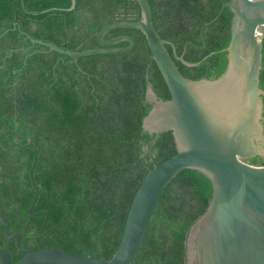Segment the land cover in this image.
Masks as SVG:
<instances>
[{
  "label": "trees",
  "instance_id": "1",
  "mask_svg": "<svg viewBox=\"0 0 264 264\" xmlns=\"http://www.w3.org/2000/svg\"><path fill=\"white\" fill-rule=\"evenodd\" d=\"M149 1L154 24L174 43L175 52L171 44L167 47L184 76L212 79L225 72L233 12L222 6L229 0ZM71 5L72 0H0L1 199L11 232L22 234L23 247H50L41 233L44 216L28 213L35 196L30 170L38 155L35 211L48 213L46 233L65 250L110 259L134 196L154 167L149 159L138 161L144 154L140 139L155 138L142 128L151 109L145 101L148 84L164 100L171 93L139 29L115 28L105 35L133 36L131 51L82 56L78 64L58 51H41L48 49L41 44L23 50L32 45L31 37L70 50L98 47V29L141 17L136 0H76V7L67 10ZM15 23L19 27L13 29ZM36 48L41 50L28 56ZM262 66L264 89V48ZM153 148L159 163L174 156L172 131L162 132ZM212 195L209 177L181 169L162 194L129 264H186L188 230L206 212ZM5 228L0 219V247L10 251L15 264L24 253L5 237Z\"/></svg>",
  "mask_w": 264,
  "mask_h": 264
},
{
  "label": "water",
  "instance_id": "2",
  "mask_svg": "<svg viewBox=\"0 0 264 264\" xmlns=\"http://www.w3.org/2000/svg\"><path fill=\"white\" fill-rule=\"evenodd\" d=\"M141 17L117 19L97 30L99 46L85 50H70L55 43L31 37L32 45L47 46L37 51H58L78 64L82 56L125 53L136 46L129 34L105 38L115 28L141 30L147 38L151 56L158 65L169 88L171 98H160L149 83L145 101L151 109L143 119L144 131L155 138L147 144L154 167L138 188L128 212L121 242L110 259L92 254H78L59 247L46 233L49 215L36 212L40 195L34 179L38 155L30 170L35 196L28 209L31 216H44L42 235L51 246L34 250L22 246L23 236L11 232V221L4 215L0 190V219L6 225L4 235L15 240L24 253L15 264H129L141 249L151 218L160 198L181 169L203 172L213 183V195L206 212L189 228L185 242L186 264H264V165L247 160L264 154V89L260 85L264 47V0H229L233 17L228 65L218 78L191 79L182 74L167 44L156 28L149 0H136ZM76 7V0L67 10ZM221 10V11H222ZM15 23L13 29L18 28ZM10 30V29H9ZM6 30L3 34L7 33ZM127 41L126 46H115ZM16 49L11 51V54ZM184 63L191 65L183 56ZM81 69V67H79ZM171 130L178 152L159 163L152 148L160 134ZM143 141L144 139H140ZM0 264H14L10 251L0 247Z\"/></svg>",
  "mask_w": 264,
  "mask_h": 264
},
{
  "label": "flooded vegetation",
  "instance_id": "3",
  "mask_svg": "<svg viewBox=\"0 0 264 264\" xmlns=\"http://www.w3.org/2000/svg\"><path fill=\"white\" fill-rule=\"evenodd\" d=\"M129 17V16H128ZM131 18V17H130ZM264 48V47H263ZM263 115H264V113H263ZM262 122H263V124H264V117H263V119H262ZM160 137V136H159ZM144 140L143 141H141L142 143H143V151H144V154H146V153H148V150L146 149V146H147V144L148 143H150V142H148V140L146 139V138H143ZM158 140V139H157ZM153 144H155V143H152V148H153ZM153 150L155 151V149L153 148ZM155 153H156V151H155ZM249 163H251V164H253V165H264V154H262V155H256V156H254V157H252V158H250V159H248L247 160ZM49 221V220H48ZM42 233V232H41ZM72 233V236H74V232H71ZM50 246H51V244H50ZM49 248V247H48ZM43 249H45V248H43Z\"/></svg>",
  "mask_w": 264,
  "mask_h": 264
}]
</instances>
